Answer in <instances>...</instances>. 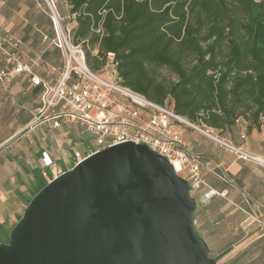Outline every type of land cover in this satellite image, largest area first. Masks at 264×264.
<instances>
[{
  "label": "trees",
  "instance_id": "1",
  "mask_svg": "<svg viewBox=\"0 0 264 264\" xmlns=\"http://www.w3.org/2000/svg\"><path fill=\"white\" fill-rule=\"evenodd\" d=\"M66 2L76 14L71 42L84 45L91 70L113 53L123 86L159 105L169 101L200 127L223 133L239 119L256 128L264 121V0ZM37 3L44 7L26 0L29 9ZM163 69L175 79H161ZM40 183L38 190L47 182Z\"/></svg>",
  "mask_w": 264,
  "mask_h": 264
},
{
  "label": "water",
  "instance_id": "2",
  "mask_svg": "<svg viewBox=\"0 0 264 264\" xmlns=\"http://www.w3.org/2000/svg\"><path fill=\"white\" fill-rule=\"evenodd\" d=\"M196 205L165 158L113 145L31 198L0 243V264H218L196 231Z\"/></svg>",
  "mask_w": 264,
  "mask_h": 264
},
{
  "label": "crops",
  "instance_id": "3",
  "mask_svg": "<svg viewBox=\"0 0 264 264\" xmlns=\"http://www.w3.org/2000/svg\"><path fill=\"white\" fill-rule=\"evenodd\" d=\"M64 1L63 5L58 4L59 17L62 20L72 19L70 7ZM20 4V0H0V30L3 26L11 28L22 40L23 51L26 50L27 40L35 44V38H29L28 32L35 25L33 21L38 20L36 23L39 24L46 12L41 10L42 4L39 3L32 9L27 7L26 2V9ZM35 9L38 10L32 15ZM72 23L71 30L76 27L74 19ZM53 52L56 55L54 61L47 59L49 50H44L40 58L51 69L48 76L43 77L34 69L38 76L51 81L55 71L59 72L63 59L59 58L55 49ZM21 56L26 62L24 53ZM10 70L6 61L0 66V72H8L0 78V243L8 239L28 201L39 191L41 180L49 182L52 178L45 172L48 167H44L41 154L46 152L50 155L52 165L49 169L59 159L57 145L52 151L42 147L44 137L37 139L33 134L26 139L24 129L39 108L40 91L30 86L26 75L12 74ZM46 130L56 129L46 127ZM232 130L236 135L227 133L218 138L235 149L264 160V121L256 128L239 119ZM181 137L186 146L200 156L208 186L225 194L224 197L213 196L204 203L197 201L193 215L196 231L207 243L213 258L220 257L227 264H242L247 260L248 248H256L264 242V165L243 159L234 150L189 128H182ZM218 174L226 175L228 181L220 180ZM259 259L262 260V256Z\"/></svg>",
  "mask_w": 264,
  "mask_h": 264
},
{
  "label": "built area",
  "instance_id": "4",
  "mask_svg": "<svg viewBox=\"0 0 264 264\" xmlns=\"http://www.w3.org/2000/svg\"><path fill=\"white\" fill-rule=\"evenodd\" d=\"M52 15L57 35L52 43L62 51L64 57L63 69L57 79L51 81L41 78L34 71L35 62L23 61V42L8 26L0 30V56L10 71L26 75L30 86L40 91L39 108L24 131L43 126L57 129L68 124H79L88 132L90 140L87 149L83 153L75 149L72 151L73 166L91 154L113 145H144L165 158L175 174H184L190 195L193 197L201 193L197 201L204 203L213 196L224 197L225 194L208 186L202 173L201 158L183 142L182 128L199 132L234 150L243 159L255 160L264 165V160L229 146L210 133V130L202 129L176 114L171 105H159L123 86L116 71L113 53L106 54L101 70H91L86 64L83 49L72 44L70 37L65 35L59 22H56L53 12ZM75 15L72 17L75 18ZM100 31L99 22L95 32ZM46 39L44 35L43 40ZM7 74L5 71L0 72V78ZM41 161L44 167L52 165L51 157L46 152L41 154ZM218 178L228 181L226 175L218 174Z\"/></svg>",
  "mask_w": 264,
  "mask_h": 264
},
{
  "label": "rangeland",
  "instance_id": "5",
  "mask_svg": "<svg viewBox=\"0 0 264 264\" xmlns=\"http://www.w3.org/2000/svg\"><path fill=\"white\" fill-rule=\"evenodd\" d=\"M44 1V7L40 5L41 10L46 11L44 18L41 20V22L39 24L36 23L35 20L34 22V26L32 27V30H29V35L28 37L31 38H35V44L32 43V40H27L26 41V50L23 49V51L21 50V53H24V57L26 58V61H33L36 62L35 65V70L36 72L43 76L46 77L48 76V72L51 69H48V65L44 62L40 61V58L42 57V53L44 52V50H49L48 55H50L47 59L48 61H54L56 58V55H54L53 49L56 48V45L54 43H52V39L56 38V31H55V27L52 21V12L50 11L47 3L45 0ZM51 6V8L53 9V11L56 13L57 18L59 20V24L61 26V29L63 30V32L65 33V35L68 37L71 36V26H72V21H73V17L72 19H66V20H62L59 17L58 14V4L63 5L65 3L64 0H47ZM26 1L25 0H20V5L21 7H23L24 9V3ZM39 8V7H37ZM36 10L32 12L33 14H36ZM53 12V13H54ZM50 18V20L52 21V26L49 24V21H47V19ZM43 20H46L45 22H43ZM74 25V24H73ZM38 30V31H37ZM39 32H42L43 34H45L47 36L46 40L42 39V36L40 35ZM27 33V32H26ZM34 34L36 35V37H34ZM33 44V45H31ZM84 51L85 53V49H84V45L82 43L78 44ZM23 46V45H22ZM58 48V47H57ZM22 49V48H21ZM59 49V48H58ZM92 53L95 55L96 54V50L93 49ZM59 58L61 56V58H63L61 60V64L60 65V70L63 69V63H64V57L62 54V51L59 50ZM5 65V60L0 56V66ZM88 66V65H87ZM89 67V66H88ZM90 68V67H89ZM102 67L99 69L101 70ZM59 70V72H60ZM98 70V71H99ZM51 72V71H50ZM58 71H55L53 79H57ZM12 74H14L11 71ZM50 74V73H49ZM160 78L164 79V80H174L175 76L173 74H171L170 72H168L167 70L163 69L160 71ZM12 76V75H10ZM10 76H8L7 78L10 80ZM170 102L167 101L166 105H169ZM197 125V124H196ZM201 126V125H200ZM202 129L207 130L206 128L202 127ZM210 133H212L215 137H222L224 134L227 133H231V135H236L233 131L231 132H219L216 130H210ZM35 135L37 139H40L41 137H44L42 140V147L52 151L55 148V145H57V155L59 157L58 161L55 163V166L52 167L51 169L47 168L45 170L46 174L48 177H50L52 175V178L57 176L58 173H62V172H66L69 171L73 168V154L72 151L73 149L75 150H79L80 152H84L87 147L89 146V140H90V136L88 134V132L84 129L83 126L79 125V124H68L63 126L60 129H56V130H51V131H47L46 127H38L35 130L26 132V139L29 138L32 135ZM52 171V174L50 173ZM54 172V173H53ZM181 176V174L179 175ZM50 178V179H52ZM35 195V194H34ZM33 195V196H34ZM32 196V197H33ZM31 197V198H32ZM30 198V199H31ZM193 198L197 201L199 198L198 194H194ZM210 256V254H209ZM250 256H252L251 258H249ZM262 256V260L259 259V257ZM217 259V263L218 264H227L225 263L224 259L218 257ZM247 260H244L242 262V264H264V242H261L260 246H257L256 248L254 246H252L251 248H248V253H247Z\"/></svg>",
  "mask_w": 264,
  "mask_h": 264
},
{
  "label": "bare ground",
  "instance_id": "6",
  "mask_svg": "<svg viewBox=\"0 0 264 264\" xmlns=\"http://www.w3.org/2000/svg\"><path fill=\"white\" fill-rule=\"evenodd\" d=\"M55 15V14H54ZM55 20H56V22H59V20H58V18L55 16Z\"/></svg>",
  "mask_w": 264,
  "mask_h": 264
}]
</instances>
